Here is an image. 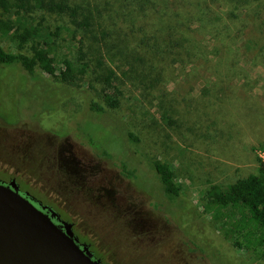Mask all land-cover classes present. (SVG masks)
<instances>
[{
    "label": "rangeland",
    "instance_id": "374dc122",
    "mask_svg": "<svg viewBox=\"0 0 264 264\" xmlns=\"http://www.w3.org/2000/svg\"><path fill=\"white\" fill-rule=\"evenodd\" d=\"M30 26H38L36 40L58 68L65 59L77 61L79 37L67 17L37 10ZM15 36L0 33L5 49L19 50ZM241 43L242 75L233 77L216 61L219 74L206 65L192 81L172 74L175 80L161 84L166 90L160 89V98L121 77L122 104L104 115L90 108L107 92L94 62L76 88L39 67L33 79L18 65H0V179L15 176L24 190L53 205L106 264H264L258 249L235 245L230 224L205 208L211 184L257 172L258 159L264 164V65L250 60L253 52ZM34 45L29 41L22 51L32 54ZM190 88L189 96L200 101L195 116L196 107L182 102ZM170 96L175 107L186 109L173 113ZM126 126L141 142L127 138ZM88 133L104 145L91 143ZM67 144L85 165L101 164L95 175L72 172ZM104 146L112 158L102 154ZM150 155L174 167L178 198L166 196ZM123 161L137 169V178L122 174Z\"/></svg>",
    "mask_w": 264,
    "mask_h": 264
},
{
    "label": "trees",
    "instance_id": "16d2710c",
    "mask_svg": "<svg viewBox=\"0 0 264 264\" xmlns=\"http://www.w3.org/2000/svg\"><path fill=\"white\" fill-rule=\"evenodd\" d=\"M37 10L67 17L74 25L79 37L76 62L65 59L63 67L58 68L50 50L36 40L38 26L26 27ZM11 32L19 38V50L9 51L0 41V65H18L33 79L39 78V67L64 86L80 87L94 62L102 72L103 89L107 90L101 101H90L91 110L100 115L120 108L121 89L117 83L121 77L130 80L134 90L143 87L160 98L166 90L160 88L161 84L175 73L183 82L192 81L206 65L215 74L220 73L217 66H222L233 77L242 75L240 42L253 52L250 60L264 65V0H0V33L10 37ZM29 41L36 42L32 54L22 51ZM238 85L240 89L246 86ZM190 87L195 88L193 84ZM191 88L186 89L182 102L188 99L190 107H196V111L191 109L195 116L200 101L189 96ZM173 100L171 96L167 99L174 107L173 113L186 109L187 105L175 107ZM124 131L132 143L141 142L128 126ZM88 136L97 147L104 145L96 142L91 133ZM102 154L113 157L105 146ZM68 158L76 160L71 154ZM148 162L168 199L178 198L180 186L172 164L153 155ZM100 165L80 164L83 171ZM120 167L126 177L137 178V169L129 168L124 161ZM72 168L75 171V166ZM256 171L227 185L211 184L206 190L205 208L213 212L216 220L230 224L228 231L235 245L258 249L264 256V164L260 159Z\"/></svg>",
    "mask_w": 264,
    "mask_h": 264
},
{
    "label": "water",
    "instance_id": "95a60500",
    "mask_svg": "<svg viewBox=\"0 0 264 264\" xmlns=\"http://www.w3.org/2000/svg\"><path fill=\"white\" fill-rule=\"evenodd\" d=\"M39 208L20 193L15 181L0 180V264H101L79 245L73 223Z\"/></svg>",
    "mask_w": 264,
    "mask_h": 264
},
{
    "label": "flooded vegetation",
    "instance_id": "af4514ba",
    "mask_svg": "<svg viewBox=\"0 0 264 264\" xmlns=\"http://www.w3.org/2000/svg\"><path fill=\"white\" fill-rule=\"evenodd\" d=\"M71 149H72V147H71L69 144L65 145V147L63 148V150H64V151H67V153H69V151H71L70 154L73 155V156L76 158V160H74V161L72 162V160H69V158H68L70 154L68 155V157H66V158H67V162H70L69 165H71V166H75V168H74L75 171L73 170L72 172L75 173V174H81L83 177H85V176H84L85 174H86L87 176H88V175H89V176L95 175L97 171H94V169H92V168H89V169L83 171V168H81L80 164H85V162H84V161H81L80 159H78L77 156L75 155V153L73 152V150H71ZM89 165H90V164H89ZM94 165H95V164H94ZM79 170H80V171H79ZM120 175H121V174H120ZM121 176H122V175H121ZM122 177H123V176H122ZM0 180L4 181V183H6V184H9L11 181H15L16 184H17L18 187H19L20 193L23 194L24 196L28 197V198L33 202V204H35L37 207H39V208L46 207V208L44 209V211H46V212H51V211H48V210H50V209H52V210L58 212V211L54 208L53 205H51V204H49V203H45L42 199H40V198H38L37 196L31 194V193L29 192V190H24V189H23V184H22L20 181L17 180V177L12 176V177H10L8 180H4V179H0ZM109 188H110V187H109ZM110 189H112V187H111ZM58 213H59V215H60V219H59V217H57V216L53 217V220H54L57 224L60 223V220H66L65 218L62 217V214H61L60 212H58ZM66 221H68V220H66ZM69 222H71V221H69ZM72 223H73V222H72ZM73 230H74V232H75V229H74V223H73ZM75 235L79 238V245H80L81 247H82L83 245L88 246L89 249H90V250L92 251V253H93V258H95V259L100 258L101 261H102L101 264H106V263L103 261V259H102L101 257H99V256L96 254L95 250H93V248H92V244H91L90 242L83 240V239H82V238H81L76 232H75Z\"/></svg>",
    "mask_w": 264,
    "mask_h": 264
}]
</instances>
